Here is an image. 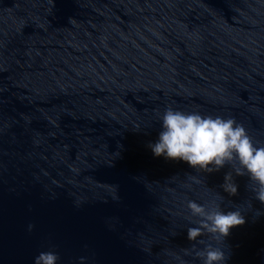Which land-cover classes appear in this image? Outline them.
Returning <instances> with one entry per match:
<instances>
[{
  "label": "water",
  "instance_id": "water-1",
  "mask_svg": "<svg viewBox=\"0 0 264 264\" xmlns=\"http://www.w3.org/2000/svg\"><path fill=\"white\" fill-rule=\"evenodd\" d=\"M168 107L264 145V0H0V264H202L200 240L264 264L249 178L148 147ZM189 201L246 223L190 241Z\"/></svg>",
  "mask_w": 264,
  "mask_h": 264
},
{
  "label": "clouds",
  "instance_id": "clouds-1",
  "mask_svg": "<svg viewBox=\"0 0 264 264\" xmlns=\"http://www.w3.org/2000/svg\"><path fill=\"white\" fill-rule=\"evenodd\" d=\"M158 140L148 147L154 156L166 160L184 161L197 170L213 173L231 165L237 176H247L255 199L264 204V145L257 146L243 124L234 118L201 115L168 107L162 116ZM221 187L231 196L238 195V185L233 173L225 175ZM192 217H198L197 227L188 228V239L196 242L205 233L222 243L233 227L242 226L246 219L240 210L222 211L219 205L205 206L195 201L188 202ZM34 225H29L32 231ZM205 246L197 250L184 249L202 264H225L228 259L224 250L213 243L199 241ZM60 257L54 251L41 252L34 264H57ZM83 261V258H81Z\"/></svg>",
  "mask_w": 264,
  "mask_h": 264
}]
</instances>
